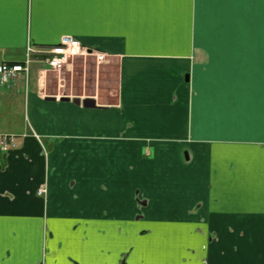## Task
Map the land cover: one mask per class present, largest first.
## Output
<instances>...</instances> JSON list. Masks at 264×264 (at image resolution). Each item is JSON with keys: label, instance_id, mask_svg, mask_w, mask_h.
<instances>
[{"label": "crops", "instance_id": "crops-1", "mask_svg": "<svg viewBox=\"0 0 264 264\" xmlns=\"http://www.w3.org/2000/svg\"><path fill=\"white\" fill-rule=\"evenodd\" d=\"M63 36L117 95L76 104L39 62L0 85V264H264V0L0 7V64Z\"/></svg>", "mask_w": 264, "mask_h": 264}, {"label": "rangeland", "instance_id": "rangeland-1", "mask_svg": "<svg viewBox=\"0 0 264 264\" xmlns=\"http://www.w3.org/2000/svg\"><path fill=\"white\" fill-rule=\"evenodd\" d=\"M55 73L62 76V87L70 94L87 98L95 96L99 103L115 101L119 83L118 62H110L108 59L98 61L92 56L76 55L70 58L67 67L62 72ZM9 109L15 114L16 119H21L28 125V116L22 105L20 109L13 110L12 107ZM1 110L8 111L3 106Z\"/></svg>", "mask_w": 264, "mask_h": 264}, {"label": "built area", "instance_id": "built-area-1", "mask_svg": "<svg viewBox=\"0 0 264 264\" xmlns=\"http://www.w3.org/2000/svg\"><path fill=\"white\" fill-rule=\"evenodd\" d=\"M80 56H92L98 61H105L107 54L98 52L83 46L81 42L71 36H63L59 43L48 47H35L28 44L25 58L22 62L0 64V84L10 87L12 83L24 79L28 86L31 65L35 62L46 65L45 72H62L68 65L70 58ZM16 136H2V148L8 150L15 144ZM45 189L39 190V194H45Z\"/></svg>", "mask_w": 264, "mask_h": 264}, {"label": "water", "instance_id": "water-1", "mask_svg": "<svg viewBox=\"0 0 264 264\" xmlns=\"http://www.w3.org/2000/svg\"><path fill=\"white\" fill-rule=\"evenodd\" d=\"M64 100H68V98H63ZM73 102L76 103V104H80L82 103L84 107L86 108H95L97 106L96 104V100L94 98H87V99H84V100H80L79 98H74L73 99Z\"/></svg>", "mask_w": 264, "mask_h": 264}, {"label": "snow or ice", "instance_id": "snow-or-ice-1", "mask_svg": "<svg viewBox=\"0 0 264 264\" xmlns=\"http://www.w3.org/2000/svg\"><path fill=\"white\" fill-rule=\"evenodd\" d=\"M4 0H0V7H2Z\"/></svg>", "mask_w": 264, "mask_h": 264}]
</instances>
